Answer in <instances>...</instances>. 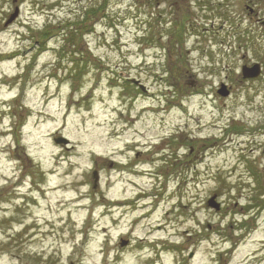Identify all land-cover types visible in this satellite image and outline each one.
<instances>
[{"label":"rangeland","instance_id":"obj_1","mask_svg":"<svg viewBox=\"0 0 264 264\" xmlns=\"http://www.w3.org/2000/svg\"><path fill=\"white\" fill-rule=\"evenodd\" d=\"M159 1L0 0V205L7 209L0 211V264H264V72L254 81L238 75L243 55L264 64V38L244 37L253 22L241 0H220L212 22L200 18L199 4L193 9L190 0L189 6L176 0L177 7ZM16 5L20 17L5 26ZM171 9L178 19L200 18L196 26L186 22L182 39L172 36L178 23ZM192 29L199 36L186 34ZM103 65L149 86L154 96L140 106L165 104L170 95L175 105L179 91L168 82L186 77L185 115L173 107L165 125L157 112L142 113L138 122L136 138L144 144L181 125L187 132L174 135L176 143L195 145L203 156L202 162L189 158L164 202L135 226L133 235L150 236L163 249L155 255L149 248L150 260L121 243L129 235L124 225L101 230V192L93 193L88 154H111L122 144L111 130L121 92L109 87L115 74ZM220 82L231 87L230 97L217 93ZM60 132L71 141L62 153L76 162L73 171L54 167ZM39 162L55 172L46 178V192H35L37 206L22 207L20 192L32 181L22 188L21 175L38 173ZM103 174L111 175L108 196H121L115 171ZM137 183L140 192H154L148 179ZM214 193L223 203L219 211L206 206ZM169 209L171 224L164 214ZM165 216L167 228L152 231L148 224L165 222Z\"/></svg>","mask_w":264,"mask_h":264},{"label":"flooded vegetation","instance_id":"obj_2","mask_svg":"<svg viewBox=\"0 0 264 264\" xmlns=\"http://www.w3.org/2000/svg\"><path fill=\"white\" fill-rule=\"evenodd\" d=\"M243 7L246 11V18L249 21H255V25L257 27V30H253L250 26L246 29L247 37H252L254 35H259L260 37L264 36V0H243ZM255 33V34H254ZM254 62L258 61H246L247 64H252ZM183 146L180 144V147ZM178 147V148H180ZM127 148V147H125ZM136 146H133L132 148H127V152L131 153ZM123 148L121 147L120 150ZM140 154L139 151H135L134 157H138ZM133 155H129L126 158V161L124 160V156H119V159H117L118 166L123 169L124 167L129 166L130 164L133 166L136 164V160L134 159ZM105 163H107L109 166L113 165L112 160H107L104 158ZM163 162L169 163V161L166 159V157H163ZM180 164V161L179 163ZM171 165V164H169ZM169 165H166L168 167ZM177 166V165H176ZM178 169L175 170L174 175H178ZM154 176L156 179H161L163 176L167 175L166 172H164V167H159L154 173ZM128 179H131V177H128Z\"/></svg>","mask_w":264,"mask_h":264},{"label":"water","instance_id":"obj_3","mask_svg":"<svg viewBox=\"0 0 264 264\" xmlns=\"http://www.w3.org/2000/svg\"><path fill=\"white\" fill-rule=\"evenodd\" d=\"M17 14H18V9H16L15 13L10 17L8 23L12 22L16 18ZM256 75H258V71L256 69L251 71L250 73L248 72V70H246L245 74H244L245 77L256 76ZM211 204H213V203H211Z\"/></svg>","mask_w":264,"mask_h":264},{"label":"trees","instance_id":"obj_4","mask_svg":"<svg viewBox=\"0 0 264 264\" xmlns=\"http://www.w3.org/2000/svg\"><path fill=\"white\" fill-rule=\"evenodd\" d=\"M43 36H45V35H43Z\"/></svg>","mask_w":264,"mask_h":264}]
</instances>
